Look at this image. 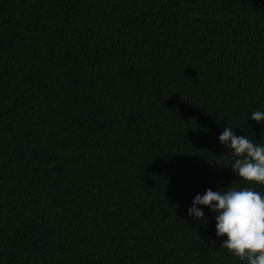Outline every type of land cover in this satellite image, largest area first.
Returning <instances> with one entry per match:
<instances>
[{
  "label": "trees",
  "instance_id": "1",
  "mask_svg": "<svg viewBox=\"0 0 264 264\" xmlns=\"http://www.w3.org/2000/svg\"><path fill=\"white\" fill-rule=\"evenodd\" d=\"M254 111L264 0H0V264H247L188 209Z\"/></svg>",
  "mask_w": 264,
  "mask_h": 264
},
{
  "label": "clouds",
  "instance_id": "2",
  "mask_svg": "<svg viewBox=\"0 0 264 264\" xmlns=\"http://www.w3.org/2000/svg\"><path fill=\"white\" fill-rule=\"evenodd\" d=\"M251 119L264 122V111L252 112ZM232 128L229 125L219 136L220 143L235 157L230 168L246 184L264 186V144L238 136ZM199 205L216 213V236L227 237L221 248L247 264H264V192L253 187H228L224 191L208 189L202 196L197 194L188 215L207 223Z\"/></svg>",
  "mask_w": 264,
  "mask_h": 264
}]
</instances>
